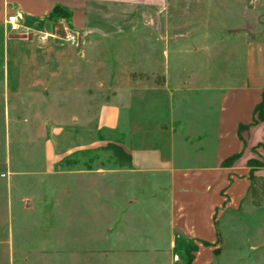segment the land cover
<instances>
[{"label": "crops", "instance_id": "crops-1", "mask_svg": "<svg viewBox=\"0 0 264 264\" xmlns=\"http://www.w3.org/2000/svg\"><path fill=\"white\" fill-rule=\"evenodd\" d=\"M55 7L63 12L49 19ZM15 13L22 29L8 33L4 20ZM51 20L78 34L81 54L40 30ZM0 33L53 56L24 67L27 129L52 136L47 155L67 133L75 149L117 150L128 163L114 170L118 187L163 194L155 201L167 209L170 247L177 234L198 250L208 243L215 256L222 217L238 225L245 211L264 213V203L246 202L248 162H264V118L255 111L264 92V0H0ZM254 174L264 181V166Z\"/></svg>", "mask_w": 264, "mask_h": 264}, {"label": "rangeland", "instance_id": "rangeland-1", "mask_svg": "<svg viewBox=\"0 0 264 264\" xmlns=\"http://www.w3.org/2000/svg\"><path fill=\"white\" fill-rule=\"evenodd\" d=\"M51 21L40 30L65 40L69 32ZM84 44L81 38L77 46L68 43L79 54ZM52 57L31 43L3 41L0 33V264H185L187 242L175 234L170 247L167 209L156 205L163 194L150 198L146 191L139 196L128 186L118 187L114 170L128 163L117 150L75 149L79 143L67 133L48 156L46 141L53 145L52 136L27 129L23 92L31 77L24 67ZM70 126L68 120L67 132ZM89 170L94 173L88 176ZM124 216L122 239L116 223ZM240 220L237 225L222 217L218 255L197 246L191 264H264V213L245 211Z\"/></svg>", "mask_w": 264, "mask_h": 264}, {"label": "trees", "instance_id": "trees-1", "mask_svg": "<svg viewBox=\"0 0 264 264\" xmlns=\"http://www.w3.org/2000/svg\"><path fill=\"white\" fill-rule=\"evenodd\" d=\"M63 10L60 7H55L53 10V14L50 16L49 19L55 18V16L62 14ZM258 113V118L263 119L264 118V92H263V98L261 102L256 106V110ZM264 166V162L256 163L253 160H249L248 167L250 168V174H249V189L247 194L246 202L253 205L254 207H261L264 203V181L263 179L257 177L255 173V169L258 167ZM184 241L187 242V247H185V264H191L194 256L193 253L197 251V246L188 240ZM204 245L209 246L208 243H204ZM215 255H218V252L214 250L213 252Z\"/></svg>", "mask_w": 264, "mask_h": 264}, {"label": "built area", "instance_id": "built-area-1", "mask_svg": "<svg viewBox=\"0 0 264 264\" xmlns=\"http://www.w3.org/2000/svg\"><path fill=\"white\" fill-rule=\"evenodd\" d=\"M22 16L20 13H15L12 15H8L5 20H4V25L7 29L8 32L10 33H18L21 29H22ZM66 41H68V43L70 45H76L78 44V34L77 33H72L69 32V34L67 35V37L65 38Z\"/></svg>", "mask_w": 264, "mask_h": 264}]
</instances>
